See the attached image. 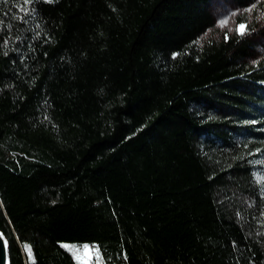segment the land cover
<instances>
[{
    "label": "trees",
    "instance_id": "16d2710c",
    "mask_svg": "<svg viewBox=\"0 0 264 264\" xmlns=\"http://www.w3.org/2000/svg\"><path fill=\"white\" fill-rule=\"evenodd\" d=\"M210 2L0 0L11 264H264V60Z\"/></svg>",
    "mask_w": 264,
    "mask_h": 264
},
{
    "label": "rangeland",
    "instance_id": "374dc122",
    "mask_svg": "<svg viewBox=\"0 0 264 264\" xmlns=\"http://www.w3.org/2000/svg\"><path fill=\"white\" fill-rule=\"evenodd\" d=\"M264 0H211L210 11L213 17V25L200 37L201 43L211 39L220 40L224 35L240 34V25H244L243 36L252 41V53L249 56L251 63L264 60V7H260ZM250 9V10H249ZM227 23L221 26V21ZM264 178V173L262 176ZM72 246L70 250L77 264H105L97 247L89 244L78 245L76 243H65ZM88 245L92 251L83 249ZM69 249V248H68ZM76 249H81L76 251ZM98 250V251H97Z\"/></svg>",
    "mask_w": 264,
    "mask_h": 264
},
{
    "label": "water",
    "instance_id": "95a60500",
    "mask_svg": "<svg viewBox=\"0 0 264 264\" xmlns=\"http://www.w3.org/2000/svg\"><path fill=\"white\" fill-rule=\"evenodd\" d=\"M0 264H11L9 242L0 230Z\"/></svg>",
    "mask_w": 264,
    "mask_h": 264
},
{
    "label": "snow or ice",
    "instance_id": "6c2138e0",
    "mask_svg": "<svg viewBox=\"0 0 264 264\" xmlns=\"http://www.w3.org/2000/svg\"><path fill=\"white\" fill-rule=\"evenodd\" d=\"M28 2H29V0H25V3H28ZM249 10H250V9H249ZM226 23H227L226 20L221 21V26L225 25ZM244 28H245L244 25H240V26H239L240 34H241V35H243V30H244ZM64 247L69 248V250H72V246H70V245H64ZM83 249H87V250H89V251H92V250H93V249H90L88 245H84V246H83ZM80 250H81V249H76V251H80ZM28 251L30 252L31 249L29 248ZM97 251H98V250H97Z\"/></svg>",
    "mask_w": 264,
    "mask_h": 264
}]
</instances>
